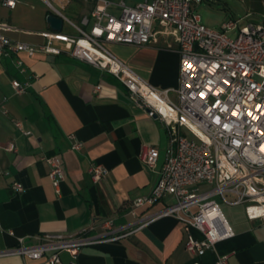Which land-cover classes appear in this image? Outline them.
Wrapping results in <instances>:
<instances>
[{
    "label": "crops",
    "instance_id": "0c3cea01",
    "mask_svg": "<svg viewBox=\"0 0 264 264\" xmlns=\"http://www.w3.org/2000/svg\"><path fill=\"white\" fill-rule=\"evenodd\" d=\"M35 1L19 0L14 8L0 3V20L9 24L5 31L9 37L41 43L45 37L40 32L54 30L45 18L48 5L45 2L46 6L38 9ZM125 1L134 4L141 0ZM97 2L66 3L61 10L68 19L63 26L64 22L67 26L59 31L75 35L73 24L88 30L92 17L88 24H82L81 18L90 14ZM24 4L37 9L33 18H24L27 7L13 11ZM108 10L118 13L113 5ZM105 46L140 77L157 88H168V97L177 100L179 53L173 37L159 35L147 44L110 41ZM19 55L25 72L19 71L15 55L0 57V164L5 170L0 175V251L14 245L17 236H24L25 244H35L44 233L71 232L93 220L112 218L117 227H136L159 213L169 196L136 207L135 214L129 209L132 200L148 193L156 180L168 142L165 124L149 116L126 86L104 69L65 51ZM31 72L37 78L31 79L24 92L15 93L11 79L24 80ZM73 141H80L81 148L73 149ZM9 143L14 144V150L5 148ZM144 145L158 149L155 167L141 160ZM49 153L59 157L64 169L58 192L42 158ZM92 162L108 169L98 181L90 176ZM15 180L23 184L22 191L12 188ZM229 223L234 235L217 241L215 249L202 255H194L184 246L188 231L195 237L201 233L187 228L173 214H162L116 240L81 246L75 257L65 250L59 256L65 264L72 260L77 264H215L217 255L226 253L228 264H264V225L248 219L244 209ZM30 262L32 259L21 254H0V264ZM38 262L49 264L44 259Z\"/></svg>",
    "mask_w": 264,
    "mask_h": 264
},
{
    "label": "built area",
    "instance_id": "2783aa9c",
    "mask_svg": "<svg viewBox=\"0 0 264 264\" xmlns=\"http://www.w3.org/2000/svg\"><path fill=\"white\" fill-rule=\"evenodd\" d=\"M19 0H0L3 6L14 8ZM51 13L68 20L62 8L70 0H44ZM201 0H141L129 4L125 0H99L90 14L81 18L82 24L92 22L88 30L75 24V35L60 31L40 32L44 42L31 43L13 39L5 31L9 24L0 20V57L15 55L19 71L25 72L20 53L29 56L37 52H67L94 67L104 69L119 79L151 117H158L166 126L168 142L164 161L156 170L151 190L132 200L129 212L152 205L166 196L170 200L152 217L136 227L115 226L112 218L92 221L67 233L47 232L35 244H25L24 236L1 253H17L32 259L26 264H65L59 252L75 257L79 248L101 241L125 236L155 216L173 214L187 228L201 233L195 237L188 231L184 246L194 255L215 249L217 241L234 235L228 219L215 195L231 204H244L248 219L264 225V22L228 20L221 28L204 24L192 4ZM116 6L118 13L108 10ZM235 30V36L228 31ZM159 35L171 36L179 53L177 100L167 95L168 88H157L140 77L106 46V42L147 44ZM59 42L60 45H56ZM37 74L28 78L11 79L15 93L24 92ZM201 93L204 94L203 98ZM15 124L22 128L21 121ZM189 132V135L187 134ZM82 143L73 141L71 147L80 149ZM6 149L14 150L9 143ZM158 149L144 145L141 160L155 167ZM51 184L59 191L64 177L61 160L56 154H43ZM90 176L102 179L108 169L92 162ZM5 173L0 164V175ZM16 191L24 186L15 180ZM227 195L230 198H227ZM98 229V231L93 232ZM68 264H77L74 260ZM191 264H199L193 261ZM215 264H228V254H218Z\"/></svg>",
    "mask_w": 264,
    "mask_h": 264
},
{
    "label": "rangeland",
    "instance_id": "374dc122",
    "mask_svg": "<svg viewBox=\"0 0 264 264\" xmlns=\"http://www.w3.org/2000/svg\"><path fill=\"white\" fill-rule=\"evenodd\" d=\"M26 1L29 3L31 0ZM35 5L38 9L46 6L44 0H36ZM24 7L28 8L24 13V18H26V16H28V18H33L37 9L30 8V4L18 5L13 11L18 12ZM192 9L200 14L204 24L217 29H220L222 23L228 20H238L240 26L248 21L262 22L264 20V4L262 0H201L198 4H192ZM63 11L66 13L65 9ZM66 26L67 23L64 22L63 29H65ZM228 34L235 36L236 31L230 30ZM187 134L189 135V132H187ZM214 198L217 200L228 221L240 217L243 213V203H228L218 194L215 195ZM227 198L230 197L227 195Z\"/></svg>",
    "mask_w": 264,
    "mask_h": 264
},
{
    "label": "water",
    "instance_id": "95a60500",
    "mask_svg": "<svg viewBox=\"0 0 264 264\" xmlns=\"http://www.w3.org/2000/svg\"><path fill=\"white\" fill-rule=\"evenodd\" d=\"M46 21L49 23V26L54 30H61L63 27V19L53 13L46 14Z\"/></svg>",
    "mask_w": 264,
    "mask_h": 264
},
{
    "label": "snow or ice",
    "instance_id": "6c2138e0",
    "mask_svg": "<svg viewBox=\"0 0 264 264\" xmlns=\"http://www.w3.org/2000/svg\"><path fill=\"white\" fill-rule=\"evenodd\" d=\"M203 96H204V94L203 93H201V97L203 98Z\"/></svg>",
    "mask_w": 264,
    "mask_h": 264
},
{
    "label": "trees",
    "instance_id": "16d2710c",
    "mask_svg": "<svg viewBox=\"0 0 264 264\" xmlns=\"http://www.w3.org/2000/svg\"><path fill=\"white\" fill-rule=\"evenodd\" d=\"M48 12L50 13L51 11L49 10Z\"/></svg>",
    "mask_w": 264,
    "mask_h": 264
}]
</instances>
